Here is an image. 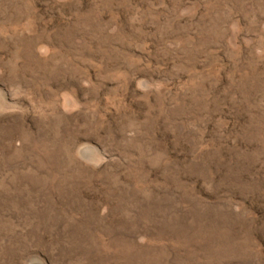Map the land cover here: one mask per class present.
I'll list each match as a JSON object with an SVG mask.
<instances>
[{"label": "rangeland", "instance_id": "1", "mask_svg": "<svg viewBox=\"0 0 264 264\" xmlns=\"http://www.w3.org/2000/svg\"><path fill=\"white\" fill-rule=\"evenodd\" d=\"M0 264H264V0H0Z\"/></svg>", "mask_w": 264, "mask_h": 264}]
</instances>
